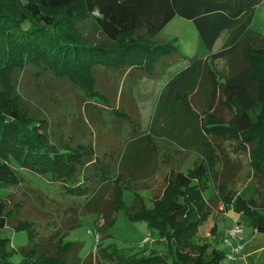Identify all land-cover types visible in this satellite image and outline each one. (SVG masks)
<instances>
[{
    "label": "trees",
    "instance_id": "trees-1",
    "mask_svg": "<svg viewBox=\"0 0 264 264\" xmlns=\"http://www.w3.org/2000/svg\"><path fill=\"white\" fill-rule=\"evenodd\" d=\"M262 1L0 0V173L7 176L0 175V187L27 180L21 170L36 174L56 191L51 203L62 218L54 222L40 213L42 231L35 221H17L12 229H25L27 243L14 262L11 216L0 202V264H220L223 254L208 244L177 239L196 230L207 205L220 203L264 234V35L250 28ZM174 16L194 23L209 53L186 58L156 102L153 121L164 124L142 130L133 86L161 78L185 58L173 42L156 39ZM223 33V47L213 52ZM47 79L69 83L84 103L82 123L92 125L94 112L108 114L115 133L111 128L100 140L96 132L85 138L63 131V104L56 103L54 117L24 93L29 80L42 85ZM117 127L130 131L122 143ZM156 136L180 143L167 163L158 156ZM190 149L198 157L183 171ZM241 155L251 169L246 197L236 180ZM211 185L216 191L206 199ZM126 189L134 194L130 206L122 199ZM147 190L150 198L139 194ZM118 212L145 221L163 248L132 247L124 254L109 242ZM88 214L97 218L96 253L81 257V244L66 238Z\"/></svg>",
    "mask_w": 264,
    "mask_h": 264
},
{
    "label": "rangeland",
    "instance_id": "rangeland-1",
    "mask_svg": "<svg viewBox=\"0 0 264 264\" xmlns=\"http://www.w3.org/2000/svg\"><path fill=\"white\" fill-rule=\"evenodd\" d=\"M250 28L260 34L264 35V0L256 6ZM156 39L162 42H173L178 51L185 56L174 62L166 71V73L159 79H144L138 81L133 86V96L135 102L138 103L137 110H140V122L142 130H147L150 125L156 127L161 126L163 120L156 119L153 121V114L155 105L158 100L159 94L167 83V81L178 71L187 65V57L198 55L205 58L209 51L203 44L194 23L191 20H187L180 16H174L165 27L157 34ZM226 33H223L217 39L213 52L220 50L225 42ZM72 87L66 81L50 80L47 79L42 85L38 82L29 80L24 87V93L38 106H45L52 110V114L56 117L59 112L55 111L57 107L56 103L63 104L59 117V126L67 133L85 134V138L89 135L99 136L100 140L103 139V135L108 134L109 130H113L115 133L114 124L107 117H99L98 113L94 112L96 116L93 117L94 122L92 125L86 120L85 123L80 121V117H84V103L78 104V97L72 95ZM200 95H198L199 98ZM136 103V104H137ZM80 108V113H79ZM99 117V118H98ZM152 123V124H151ZM164 124V123H163ZM126 126V125H125ZM116 140L122 143L125 139L129 138V128L117 127ZM63 130V131H64ZM100 134V135H98ZM101 134H103L101 136ZM106 136V135H105ZM106 140V139H104ZM153 142L158 146L159 157L162 158L164 163L169 162L174 156V150L181 149L180 143L163 139L161 136H156ZM224 151L228 153L232 160L235 154H232L228 148L226 142H223ZM186 160L182 166V170L185 171L194 160L198 157L195 150H188ZM183 153V152H182ZM240 160L239 173L236 176L237 186L240 189L242 196L246 197L252 191V187L249 182L251 169L248 165V158L244 156H237ZM218 159V158H217ZM213 167V166H212ZM220 168V164L217 166ZM216 167V169H217ZM168 167L164 169L166 172ZM220 170V169H219ZM21 174L27 179L21 184H17L13 180L7 181L10 184H3L0 187V202L3 203V213L10 215L12 225L8 227V234L10 236L11 247L15 251L12 261L17 262L19 256L17 251L20 247L27 243V233L25 229H19L14 231L12 228L14 224L19 220L27 219L28 222L35 221L37 225H40L39 230L42 231V224L40 213L46 214L50 217V221L58 222L62 220L61 211L59 208L51 203V199L55 197V190L50 189V186L44 179L38 175L30 173L28 171L21 170ZM1 176L7 178L6 174L0 173ZM158 177L154 175L147 183L151 187L157 186ZM6 182V183H7ZM216 186H209L203 191L204 198L208 199ZM48 191L46 194L43 192ZM216 191V190H215ZM262 191V189H261ZM262 192V196H263ZM139 194L145 198H150V191H139ZM123 203L130 206L134 200V194L130 190H124L122 194ZM259 200V196L256 198ZM157 201H160L158 198ZM209 213L205 216H201L199 219V225L196 230L191 231L189 234H180L177 239L180 241H187L195 245L208 244L210 252L216 250L223 254V259L220 264H264V234L256 232L251 226L248 225V221L245 215L240 212H236L231 208H224L220 203L216 207L207 205ZM44 209V210H41ZM96 216L94 214H88L81 218V224L70 230L67 235V240L77 241L81 244L79 255L85 257L92 252V255L96 253V231L95 225ZM240 227V231L236 237H230L229 232ZM46 230V229H45ZM214 230V233H213ZM112 240L116 247L121 249L124 254L129 252V248L135 251H140L143 248H158L162 249V246H158L155 243L156 231L150 232L145 221L132 222L126 218L121 212L116 214V219L113 226L110 229ZM147 236L153 238V242L144 243Z\"/></svg>",
    "mask_w": 264,
    "mask_h": 264
},
{
    "label": "built area",
    "instance_id": "built-area-1",
    "mask_svg": "<svg viewBox=\"0 0 264 264\" xmlns=\"http://www.w3.org/2000/svg\"><path fill=\"white\" fill-rule=\"evenodd\" d=\"M240 230H241L240 227L237 226L235 229H233L229 232V236L230 237H236ZM96 240H97V236H96ZM152 242H153V238L151 236H147L144 240V243H151L152 244Z\"/></svg>",
    "mask_w": 264,
    "mask_h": 264
},
{
    "label": "crops",
    "instance_id": "crops-1",
    "mask_svg": "<svg viewBox=\"0 0 264 264\" xmlns=\"http://www.w3.org/2000/svg\"><path fill=\"white\" fill-rule=\"evenodd\" d=\"M214 48V47H213ZM162 124H163V122H162Z\"/></svg>",
    "mask_w": 264,
    "mask_h": 264
}]
</instances>
